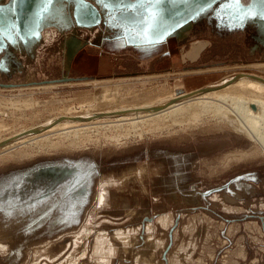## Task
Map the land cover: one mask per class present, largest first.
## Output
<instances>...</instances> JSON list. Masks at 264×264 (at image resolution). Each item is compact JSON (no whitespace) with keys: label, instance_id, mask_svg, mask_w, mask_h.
Masks as SVG:
<instances>
[{"label":"rangeland","instance_id":"374dc122","mask_svg":"<svg viewBox=\"0 0 264 264\" xmlns=\"http://www.w3.org/2000/svg\"><path fill=\"white\" fill-rule=\"evenodd\" d=\"M78 1H43L28 34L0 29V264H264V147L214 115L11 145L67 113L264 78V0H210L160 32L162 0ZM114 37L162 46L140 62ZM77 49L108 50L110 67L76 68Z\"/></svg>","mask_w":264,"mask_h":264},{"label":"bare ground","instance_id":"6f19581e","mask_svg":"<svg viewBox=\"0 0 264 264\" xmlns=\"http://www.w3.org/2000/svg\"><path fill=\"white\" fill-rule=\"evenodd\" d=\"M43 1L45 2L46 0ZM95 83L97 84L98 82ZM182 96H186V97H182ZM176 97L177 96L171 95L166 98L163 97L164 98L163 100H159L154 105L147 103L143 105H136L131 108L124 106L120 108L118 106H117L118 108H113L115 106L110 107L108 104H106V101L104 100L105 103L104 102H100V103H104L108 107L105 106L104 110L100 112L90 110L91 108H88L82 114H79V116L78 115L74 116L66 112L67 114L63 115L62 119L65 118L63 121L57 123L53 122L54 124L49 123L47 125H42L40 127L38 126L37 128H33L28 131L25 130L26 132L24 133L21 131V134L20 133L19 134L23 136L19 135L18 139L11 137L12 138L11 141L15 140L11 145L12 146L14 144L17 145V143L21 144L25 141H31L34 139L37 143L36 138L38 137L41 138L42 136L45 135H49V134L52 135V133H55L57 131L69 132L72 129H75L76 127H81V129L87 130V129H96L98 125H102V124L108 126H114L125 123L134 124L135 122L139 123V121H144V120L145 122L146 120L148 121L163 120L164 122L165 119L168 117L172 118L173 120H177L186 115H189L190 113H193V116L194 114L207 115V113H209L210 115H212V117L216 116L218 119L220 120L222 119L223 121L227 122L235 130L245 133L249 138H251V140L252 139L255 140L264 147V82L259 80L258 78L250 74L249 75L240 74L237 78L223 84L220 87H215L210 89H199L195 92L187 93L186 95L185 94L181 95V97H177V98ZM102 99L103 98H100V100ZM111 101L113 100L110 99V102ZM111 104L113 103L111 102ZM146 108H150V109H148V111L146 110L147 112L143 111ZM209 114L208 116H210ZM50 124L52 125L49 126ZM79 129H76V131H74L73 133H78L77 130ZM25 133H28L30 135H27ZM57 136H59V134ZM11 145L4 146L3 148L5 147L8 148Z\"/></svg>","mask_w":264,"mask_h":264},{"label":"water","instance_id":"95a60500","mask_svg":"<svg viewBox=\"0 0 264 264\" xmlns=\"http://www.w3.org/2000/svg\"><path fill=\"white\" fill-rule=\"evenodd\" d=\"M13 2H14V5H13L14 7L12 8V10H13L12 15L14 14V19L17 21L18 27L21 28V32H22L21 34L23 35V34L28 32L26 28H33V26L36 24L34 22V19L36 17L35 10L37 7H39V4L43 2V0H13ZM79 3H81V4H80V6L77 5V7H76L77 11L80 12L83 10L90 9L94 13H96V9L90 3L85 2L83 0H80ZM6 10H5V6L0 4V29H2L5 26V24L10 22L9 17H8V15H10V12L9 11L7 12ZM185 10H187V8ZM192 12L193 11L189 10L188 12L181 14L180 16H178L179 19L177 21L179 22L180 20L188 19ZM159 16H157V18ZM169 16H172V14H170ZM157 18H156V20H157ZM84 22H86V21H84ZM87 23H90V21ZM172 23H173V21H169L167 23V25H165V26L171 27L173 25ZM160 31H161V28H160V30L158 28L157 32H160ZM145 41L146 40L138 41L136 43L145 42ZM150 41H152V40H150ZM0 43H1V40H0ZM239 75H240L239 73L233 74L230 78H228L224 82L225 83L230 82L231 80L237 78ZM250 75H252V76H254V77H256L259 80L264 82V78H262L261 76L256 75V74H250ZM215 87H218V85L204 86V87H201V88H198L195 90L210 89V88H215Z\"/></svg>","mask_w":264,"mask_h":264},{"label":"crops","instance_id":"0c3cea01","mask_svg":"<svg viewBox=\"0 0 264 264\" xmlns=\"http://www.w3.org/2000/svg\"><path fill=\"white\" fill-rule=\"evenodd\" d=\"M5 1H6L5 2L6 7H7V9H9V12H10V15H8V17L14 18V14L12 15V12H13L12 8L14 7L13 6L14 5L13 0H5ZM107 1L110 3L111 0H107ZM115 2H116V0H113V2H112L113 4L110 3V5L114 6ZM2 5H4V3H2ZM39 8H40V6H39ZM86 24H90V23L86 22ZM106 43L108 45H111V47H112L111 49L114 51L128 50V52H130V51L134 52V54H135L134 57H136L135 60H139V61L143 60L144 58L150 57L153 53L157 52L159 50V48H161V46H162V44H157V43L145 45V46H142V45L141 46H129L126 44L131 43V41L124 42L123 39H119L116 37L112 38L111 40H108V42H106ZM111 49H109V51ZM80 50L77 49L76 52H74V54L72 55L73 58L71 60V63L73 62V64H76V68H80V67H82V65H84V66L90 65L85 70H91V72H101L104 70H108V68L110 67L111 61H109V58H108V54H109L108 50H106L105 52L103 50H101L99 52V54H97L95 56L94 55L90 56V59L82 56L81 55L82 53L77 54V53H79ZM155 55L156 54H153V56H155ZM172 57H170V60L172 59ZM108 61H109V63H108Z\"/></svg>","mask_w":264,"mask_h":264},{"label":"flooded vegetation","instance_id":"af4514ba","mask_svg":"<svg viewBox=\"0 0 264 264\" xmlns=\"http://www.w3.org/2000/svg\"><path fill=\"white\" fill-rule=\"evenodd\" d=\"M128 1L130 2V0ZM208 1L210 2V0H185V1L184 0H172L171 4L169 5L168 0H162L159 5L160 6V12H159L160 19L157 20L159 21L158 22L159 27L161 26L160 27L161 29L165 28L166 27L165 25H167L168 21H173V23L178 22L177 21L179 19L178 16H180L181 14L185 12H188L189 10L193 11L199 7L205 6L207 3H209ZM186 8L187 10H185ZM170 14H172V16H169ZM181 25L183 24L179 23L178 28L181 27Z\"/></svg>","mask_w":264,"mask_h":264},{"label":"snow or ice","instance_id":"6c2138e0","mask_svg":"<svg viewBox=\"0 0 264 264\" xmlns=\"http://www.w3.org/2000/svg\"><path fill=\"white\" fill-rule=\"evenodd\" d=\"M233 2L238 4L240 2V0H233Z\"/></svg>","mask_w":264,"mask_h":264}]
</instances>
